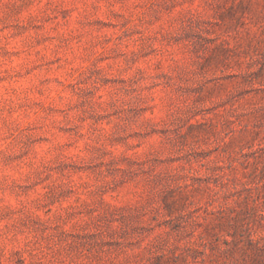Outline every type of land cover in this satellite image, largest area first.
Masks as SVG:
<instances>
[{
	"label": "rangeland",
	"instance_id": "rangeland-1",
	"mask_svg": "<svg viewBox=\"0 0 264 264\" xmlns=\"http://www.w3.org/2000/svg\"><path fill=\"white\" fill-rule=\"evenodd\" d=\"M0 264H264V0H0Z\"/></svg>",
	"mask_w": 264,
	"mask_h": 264
}]
</instances>
